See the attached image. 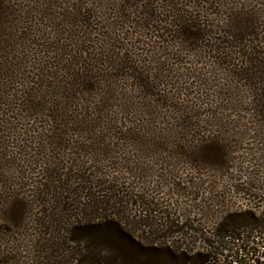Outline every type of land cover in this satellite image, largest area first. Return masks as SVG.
Returning <instances> with one entry per match:
<instances>
[{
  "label": "trees",
  "instance_id": "1",
  "mask_svg": "<svg viewBox=\"0 0 264 264\" xmlns=\"http://www.w3.org/2000/svg\"><path fill=\"white\" fill-rule=\"evenodd\" d=\"M263 6L264 0H0V264L22 258L9 245L27 227L44 225L34 210L50 204L67 216L68 233L82 236L69 240L83 244L71 264H264V197L257 209L219 211L213 227L169 236L150 230L137 238L107 214L72 215L79 204L95 214L114 191L108 181L94 186L86 167L100 157L126 161L117 156L124 146L171 142L196 158L207 151L216 164L230 160L231 140L206 147L198 141L199 119L206 112L230 127L228 119L247 106L243 91L233 93L236 82L264 122ZM168 120L180 121L172 127L182 138L150 140L156 123ZM32 167L41 169L34 180ZM70 194L79 198L75 206L65 201ZM49 234L36 242L39 260L48 245L59 256L63 243Z\"/></svg>",
  "mask_w": 264,
  "mask_h": 264
},
{
  "label": "rangeland",
  "instance_id": "2",
  "mask_svg": "<svg viewBox=\"0 0 264 264\" xmlns=\"http://www.w3.org/2000/svg\"><path fill=\"white\" fill-rule=\"evenodd\" d=\"M232 84H236L237 88L233 90V93L237 94L239 91L245 93L246 111L230 117L228 128L223 126L224 121L227 122V120L221 118L218 120L217 117L206 116V112H203L199 124L204 128L197 138L198 141H203L204 147L209 146L213 139L218 138L226 145L231 140L230 160L225 158L223 164H216L205 158L207 151L203 154L204 158H196L192 152L183 154L171 142L162 145L148 144L144 147L124 146L117 156H125L126 161L119 160L115 162L116 164L114 162L112 164L100 157L98 163L97 161L88 163L86 167L95 177L92 182L94 186L99 182L108 181L111 183L109 187L112 186L114 191L108 197L101 199V205L94 206H97L96 209L100 208L95 214L90 215L89 210L84 213L86 207L81 209L79 204L77 208L83 211L77 210L72 215L79 214L77 217L81 219L86 214L91 218L107 214L110 218L122 223V228L133 236L143 238L148 236L147 233L150 230L156 236H169V231L174 233L182 231L183 228L196 230L199 227H205L208 229L217 222L219 211L251 207L257 209L260 206L257 198L264 197L262 194L264 193V122L253 111L252 98L249 93H246L247 89L239 83ZM178 123L180 121L176 120H168L167 123L157 122L158 126L154 130L156 136H150V140L156 142L164 138L169 141L180 140L182 138L180 134L175 133L179 132V129L172 127ZM183 155L186 156L185 159L182 158ZM189 156L191 159H188ZM30 172L34 174L32 177L34 180L40 177L41 169L32 167ZM70 188L75 189L76 184ZM68 190L70 192V189ZM69 196L71 200L66 199V202L74 203L72 206H75L77 201L79 203L76 194ZM80 201L82 204L89 202L83 199ZM34 211L36 221L43 220L45 224L40 227H27V232L23 236L16 237V241L13 240L14 245L11 244V239L8 240L11 244L9 247L16 246L20 249L22 258L16 264H52L55 260L59 264H71L75 253L81 250L83 244H71L69 240L81 239L82 236H79V233H68L71 227H65L67 216L58 209H52L51 204L42 209L38 206ZM93 211L96 210H91L90 213ZM54 221L60 222L57 227L47 226V224L52 225ZM46 229L49 231L44 235ZM188 230L184 229V231ZM49 233L55 236V240L60 237L58 241L63 243L56 247L59 256L54 255L55 246L52 252L48 245L43 248L47 252L44 251L39 260L36 258L39 256L36 242L39 238L42 240L50 238ZM154 235L149 237L154 239ZM193 235H195L194 232L190 234L191 237ZM53 256L54 260L51 259Z\"/></svg>",
  "mask_w": 264,
  "mask_h": 264
}]
</instances>
